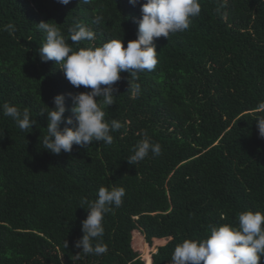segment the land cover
<instances>
[{
  "label": "trees",
  "instance_id": "obj_1",
  "mask_svg": "<svg viewBox=\"0 0 264 264\" xmlns=\"http://www.w3.org/2000/svg\"><path fill=\"white\" fill-rule=\"evenodd\" d=\"M144 2L0 0V29L16 28L0 30V106L28 107L37 121L24 134L0 107V264H144L132 247L135 230L148 244L168 238L151 264H171L183 239L236 224L242 211L264 213V138L255 121L264 116V0H200L187 30L155 39L156 68L138 80L121 72L114 84L106 119L124 127L111 133V145L73 144L59 155L42 148L47 120L37 114L54 107L56 94L90 89L73 87L54 61L41 62L45 34L37 23L56 22L67 37L78 20L98 46L120 35L126 46L136 38ZM129 82L141 85L135 99ZM65 106L71 115L67 95ZM143 132L162 152L131 165ZM100 186H122L125 196L104 216L108 251L85 255L74 246L87 216L80 200H94Z\"/></svg>",
  "mask_w": 264,
  "mask_h": 264
},
{
  "label": "clouds",
  "instance_id": "obj_2",
  "mask_svg": "<svg viewBox=\"0 0 264 264\" xmlns=\"http://www.w3.org/2000/svg\"><path fill=\"white\" fill-rule=\"evenodd\" d=\"M91 2L79 0L86 5ZM128 2L135 6L138 0ZM58 3L67 5L70 0H58ZM140 11L136 38L129 40L126 46L121 35L98 46L95 32L78 20L68 28L67 37L56 22L42 20L37 23L38 29L45 34L44 42L37 49L41 62L54 61L73 87L90 89L75 94H56L54 107L47 106L37 114H46L47 125L40 141L44 150L59 155L62 151L70 153L73 144L87 147L95 141L111 145L114 139L111 133L124 127L117 119H106L105 111L115 103L114 84L120 80V73L127 72L138 80V73L154 70L158 64L155 39L163 36L168 40L170 34L187 30L191 19L200 15L201 4L200 0H145ZM101 20L102 17L97 16L94 23ZM0 30L12 34L16 28L8 23ZM82 42L87 43L81 46ZM128 91L135 99L141 93V85L129 82ZM66 95L72 101L68 116L64 115L68 110ZM0 107L3 115L12 118L24 134L31 132L33 125L37 126L28 107L20 109L8 102ZM259 107L264 110V104ZM255 121L259 136L264 138V116ZM3 134L0 133V138ZM142 135L132 149L133 154L127 158L131 165L144 160L149 153L159 156L162 152L161 145L153 142L147 132ZM124 196L122 186H100L94 200L81 198L80 207L87 210V216L81 222L83 235L75 242V247L85 255H102L108 251L102 239L104 216L113 211V206L120 207ZM64 246L67 248L66 240ZM261 257H264V213L246 210L239 213L236 224L210 226L204 238L183 239L174 248L171 264H258Z\"/></svg>",
  "mask_w": 264,
  "mask_h": 264
},
{
  "label": "rangeland",
  "instance_id": "obj_3",
  "mask_svg": "<svg viewBox=\"0 0 264 264\" xmlns=\"http://www.w3.org/2000/svg\"><path fill=\"white\" fill-rule=\"evenodd\" d=\"M168 238H164L162 241H157L152 239L151 244H148L145 242L142 234L135 230L134 233H132V247L135 251H137L141 258L144 261V264H151V255L156 251V249L164 245L167 242ZM157 244H154L156 243Z\"/></svg>",
  "mask_w": 264,
  "mask_h": 264
}]
</instances>
